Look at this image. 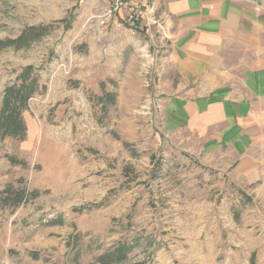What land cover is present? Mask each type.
<instances>
[{
  "label": "rangeland",
  "instance_id": "1",
  "mask_svg": "<svg viewBox=\"0 0 264 264\" xmlns=\"http://www.w3.org/2000/svg\"><path fill=\"white\" fill-rule=\"evenodd\" d=\"M110 3L0 0L2 39L56 22L30 47L0 50V105L28 65L41 85L26 137L0 139V191H40L0 204V264H102L121 243L132 250L109 264H264V102L193 131L165 128L160 37L147 18L134 33L120 16L102 23ZM249 32L225 40L220 69L264 65V31Z\"/></svg>",
  "mask_w": 264,
  "mask_h": 264
},
{
  "label": "crops",
  "instance_id": "2",
  "mask_svg": "<svg viewBox=\"0 0 264 264\" xmlns=\"http://www.w3.org/2000/svg\"><path fill=\"white\" fill-rule=\"evenodd\" d=\"M152 3L147 20L164 53L158 58L156 88L163 95L165 128L193 131L219 118L251 113L264 102V65L235 76L218 65L226 39L251 38L253 28L264 31V0ZM219 77L222 83L216 82Z\"/></svg>",
  "mask_w": 264,
  "mask_h": 264
},
{
  "label": "trees",
  "instance_id": "3",
  "mask_svg": "<svg viewBox=\"0 0 264 264\" xmlns=\"http://www.w3.org/2000/svg\"><path fill=\"white\" fill-rule=\"evenodd\" d=\"M54 28H56V22L27 26L14 38H0V50L30 47L34 42L50 34ZM40 87L37 68L33 65L22 68L16 80L5 87L0 105V139L13 137L22 140L26 137L27 124L24 112ZM108 96H111V102L114 103L116 94ZM39 195L40 191L37 189L29 190L28 187L16 189L13 184H8L0 191V204L3 207L17 208L36 199ZM132 248L131 244L121 243L113 250L100 255L98 261L102 264H109L124 260Z\"/></svg>",
  "mask_w": 264,
  "mask_h": 264
},
{
  "label": "built area",
  "instance_id": "4",
  "mask_svg": "<svg viewBox=\"0 0 264 264\" xmlns=\"http://www.w3.org/2000/svg\"><path fill=\"white\" fill-rule=\"evenodd\" d=\"M150 10L147 0H142V5L138 4L136 0H111L105 14L106 19L102 23L109 21L114 16H120L128 23V31L134 33L140 31L139 25L143 24L142 22L148 17ZM115 19V22L118 23V19ZM149 30L147 28V32Z\"/></svg>",
  "mask_w": 264,
  "mask_h": 264
}]
</instances>
